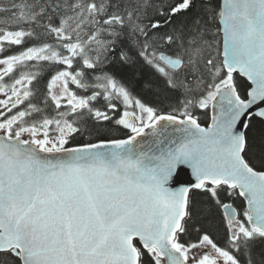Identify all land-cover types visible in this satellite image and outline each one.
I'll return each mask as SVG.
<instances>
[{
	"label": "snow or ice",
	"instance_id": "obj_1",
	"mask_svg": "<svg viewBox=\"0 0 264 264\" xmlns=\"http://www.w3.org/2000/svg\"><path fill=\"white\" fill-rule=\"evenodd\" d=\"M253 121L264 0H0V264H264Z\"/></svg>",
	"mask_w": 264,
	"mask_h": 264
},
{
	"label": "trees",
	"instance_id": "obj_2",
	"mask_svg": "<svg viewBox=\"0 0 264 264\" xmlns=\"http://www.w3.org/2000/svg\"><path fill=\"white\" fill-rule=\"evenodd\" d=\"M12 2V0H10ZM19 2V0H17ZM116 74L119 78H121L125 84L132 90V92L138 96H140L145 102H149L152 104H156L158 102L157 97L153 94L152 91H149L143 87L141 78L134 73L133 71L127 69H115ZM44 81H41L40 85H42ZM39 85V87H40ZM200 117V122L203 125H206L209 121L208 116L204 113H197ZM262 127L257 121H253V128L250 132V135L259 134L262 131ZM113 135L120 136L121 133L113 132ZM240 201H236V205H240ZM202 223L209 231H211L213 238L219 243L222 244L224 241L223 236V229L220 225V218L219 214L215 209H213L210 213L206 214L202 218Z\"/></svg>",
	"mask_w": 264,
	"mask_h": 264
},
{
	"label": "water",
	"instance_id": "obj_3",
	"mask_svg": "<svg viewBox=\"0 0 264 264\" xmlns=\"http://www.w3.org/2000/svg\"><path fill=\"white\" fill-rule=\"evenodd\" d=\"M209 112H210V110H209ZM185 172L187 173L186 175H183V176H180V177H179V179H180L181 181L188 180V179H193V178L191 177V172H190V170L185 169ZM177 186H179V185H177Z\"/></svg>",
	"mask_w": 264,
	"mask_h": 264
},
{
	"label": "flooded vegetation",
	"instance_id": "obj_4",
	"mask_svg": "<svg viewBox=\"0 0 264 264\" xmlns=\"http://www.w3.org/2000/svg\"><path fill=\"white\" fill-rule=\"evenodd\" d=\"M2 2L5 3V4H10V3H11L10 0H2ZM44 83H45V82H43L42 85H40L41 88L44 86ZM223 243H224V241L222 242V244H223Z\"/></svg>",
	"mask_w": 264,
	"mask_h": 264
}]
</instances>
